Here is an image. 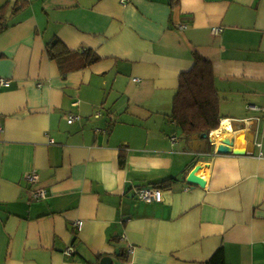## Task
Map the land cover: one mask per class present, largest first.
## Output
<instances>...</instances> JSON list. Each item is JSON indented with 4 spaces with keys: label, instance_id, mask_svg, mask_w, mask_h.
I'll list each match as a JSON object with an SVG mask.
<instances>
[{
    "label": "crops",
    "instance_id": "0c3cea01",
    "mask_svg": "<svg viewBox=\"0 0 264 264\" xmlns=\"http://www.w3.org/2000/svg\"><path fill=\"white\" fill-rule=\"evenodd\" d=\"M0 8V264H202L219 247L264 264V0ZM193 51L212 66L219 141L170 118ZM196 165L203 187L186 182ZM162 180L160 203L136 199Z\"/></svg>",
    "mask_w": 264,
    "mask_h": 264
},
{
    "label": "trees",
    "instance_id": "16d2710c",
    "mask_svg": "<svg viewBox=\"0 0 264 264\" xmlns=\"http://www.w3.org/2000/svg\"><path fill=\"white\" fill-rule=\"evenodd\" d=\"M1 11L0 8V31L5 27ZM83 53L87 54V50ZM192 54V67L180 73L178 77V87L172 100L170 118L185 135H208L219 126V97L214 86L210 61L195 51ZM86 60L85 62L92 63L91 59ZM120 163L124 165V160ZM165 182L166 180L154 182L150 186L161 188ZM117 257L125 259L123 252H120ZM202 264H226L223 248L219 247Z\"/></svg>",
    "mask_w": 264,
    "mask_h": 264
},
{
    "label": "built area",
    "instance_id": "2783aa9c",
    "mask_svg": "<svg viewBox=\"0 0 264 264\" xmlns=\"http://www.w3.org/2000/svg\"><path fill=\"white\" fill-rule=\"evenodd\" d=\"M22 1H27V0H22ZM128 0H121V2L124 4L126 3ZM222 32V28H214L212 29V33L213 34H219ZM9 86V80L4 79V78H0V87H8ZM250 109H255V107L253 106H249ZM78 119V116H69L67 122L70 124L72 123L74 120ZM29 180L31 182L36 181L37 179V175L35 174H31L28 176ZM34 197L36 198H43L44 197V193L42 190L37 191L36 193H34ZM135 197L136 199H138L139 201H142L144 203H160L162 201V193L161 190L159 188H155L152 186H146V187H138L135 189ZM76 227L80 228L81 226V222H76ZM264 239V238H263ZM65 253L67 255H70V250H66ZM127 264V263H125Z\"/></svg>",
    "mask_w": 264,
    "mask_h": 264
},
{
    "label": "water",
    "instance_id": "95a60500",
    "mask_svg": "<svg viewBox=\"0 0 264 264\" xmlns=\"http://www.w3.org/2000/svg\"><path fill=\"white\" fill-rule=\"evenodd\" d=\"M207 134H201L202 138H206ZM216 153L218 154H228L231 152L230 150V139L225 138L221 141V143L216 147ZM203 170V166L196 165L187 175L186 182L189 184L197 185L199 187H203L205 184V180L203 177L199 175V173ZM100 264H113V261L110 257H103L100 259Z\"/></svg>",
    "mask_w": 264,
    "mask_h": 264
},
{
    "label": "bare ground",
    "instance_id": "6f19581e",
    "mask_svg": "<svg viewBox=\"0 0 264 264\" xmlns=\"http://www.w3.org/2000/svg\"><path fill=\"white\" fill-rule=\"evenodd\" d=\"M227 126H228L227 121H223L222 128H225ZM220 133H221V129H218V130L216 129L211 132L210 136L214 141H219L223 136V134H220Z\"/></svg>",
    "mask_w": 264,
    "mask_h": 264
}]
</instances>
